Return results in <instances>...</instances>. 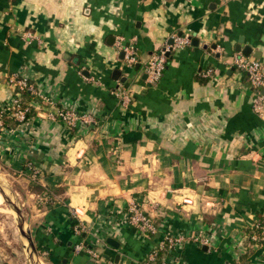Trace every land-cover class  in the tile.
<instances>
[{
    "label": "crops",
    "instance_id": "0c3cea01",
    "mask_svg": "<svg viewBox=\"0 0 264 264\" xmlns=\"http://www.w3.org/2000/svg\"><path fill=\"white\" fill-rule=\"evenodd\" d=\"M178 35L149 83L144 63ZM242 46L263 64L259 111L232 64ZM22 76L33 115L0 134V163L44 264H141L166 233L184 235L159 252L168 264H264V245L244 243L264 220V0H0V106ZM131 204L155 233L128 221Z\"/></svg>",
    "mask_w": 264,
    "mask_h": 264
},
{
    "label": "built area",
    "instance_id": "2783aa9c",
    "mask_svg": "<svg viewBox=\"0 0 264 264\" xmlns=\"http://www.w3.org/2000/svg\"><path fill=\"white\" fill-rule=\"evenodd\" d=\"M189 42V37L186 35L181 36L178 35L175 38H173V43L166 45L162 49H160L157 53L153 54L145 63L144 68L146 72V80L149 83H156L165 68L166 62H167V55L166 51L168 50V47L170 48V45H177L182 46L184 44H187ZM117 45L120 46L119 42H117ZM126 49V48H125ZM124 50V49H123ZM125 63L128 65L133 64L136 61V57L133 53V51H125ZM232 64L236 69H238L240 72H243L246 76V79L249 81L252 90H253V100H252V106L254 110L259 111L262 107V95L260 93V86L262 85L263 81V64L262 62L257 58H249L248 56L243 55L241 52H237L233 56ZM211 69L208 70L210 72ZM14 82L16 84V90L26 88L29 91L33 90V85L30 83L27 79V77L22 76L18 78H13ZM19 93V92H18ZM16 93L12 96L9 103L6 105L0 106V134L9 129L6 127L3 116L7 113L12 116H14L17 120L20 121V123H24L25 119V112L26 107L22 106L20 96ZM120 96L123 102H127L129 100L128 94L121 90ZM56 117L63 119L69 123H72L74 119L82 118L84 120H90L89 115H78L74 112H68V111H62L59 110L56 115ZM126 216L128 221L135 225V227L145 233H155L157 231V227L154 224V222L149 218V216L144 213L140 208L136 207L134 204H131L126 209ZM261 224L264 225V220H260ZM75 232L77 234H80L84 227L82 224H76L74 228ZM182 239H184V235H173L170 233L164 234V236L147 252L145 258L143 259L141 264H168L167 261L164 258L159 257V252L161 250L166 249H172L174 246H176L177 243H179ZM196 240L203 244L207 243L209 238L207 236H198L196 237ZM76 250L84 249L85 252L92 258V259H99L100 253L92 246V245H84L82 241L76 242L74 245ZM230 264H239L237 262H232Z\"/></svg>",
    "mask_w": 264,
    "mask_h": 264
},
{
    "label": "rangeland",
    "instance_id": "374dc122",
    "mask_svg": "<svg viewBox=\"0 0 264 264\" xmlns=\"http://www.w3.org/2000/svg\"><path fill=\"white\" fill-rule=\"evenodd\" d=\"M31 187L38 189L37 185ZM23 195L25 193L21 183L15 181L13 174L0 163V260L8 264H44V255L38 251L33 237L31 236L36 248L34 251L20 232V218L25 220L24 229L29 231L30 235L32 228L29 219L31 205L24 201ZM12 203L19 212L13 208ZM36 206L44 205L38 203Z\"/></svg>",
    "mask_w": 264,
    "mask_h": 264
},
{
    "label": "trees",
    "instance_id": "16d2710c",
    "mask_svg": "<svg viewBox=\"0 0 264 264\" xmlns=\"http://www.w3.org/2000/svg\"><path fill=\"white\" fill-rule=\"evenodd\" d=\"M17 91L20 94V100H21L22 106L26 107L24 121H27L28 118H30V116L33 115L32 107L27 103L26 98H25V97H28L31 91H29L26 88L17 89ZM3 120H4L6 127L8 128L15 127L17 124L20 123V121L17 120L14 116L7 114V113L3 116ZM263 231H264V225L261 224L260 221L255 222L252 226H250L247 229L246 236L244 238V243L247 245V248L250 243H254V242L264 245V238L261 236L263 234ZM254 234L256 236H254ZM247 250L249 252V248Z\"/></svg>",
    "mask_w": 264,
    "mask_h": 264
},
{
    "label": "water",
    "instance_id": "95a60500",
    "mask_svg": "<svg viewBox=\"0 0 264 264\" xmlns=\"http://www.w3.org/2000/svg\"><path fill=\"white\" fill-rule=\"evenodd\" d=\"M239 42H241V41H239ZM173 43V38H170L169 40H168V44H172ZM191 43H193V44H195V45H197L198 44V39H196V38H193V39H191ZM203 46H206V43H204L203 44ZM246 48H247V51H246ZM170 49H171V46H170V48L165 52L166 53V55H169V51H170ZM250 48L247 46H242V47H239L238 48V50H241L246 56L248 55V50H249ZM123 55H124V50H121L120 51V56L121 57H123ZM135 67H139V63H137L136 65H135ZM120 72H121V70L120 69H114L113 70V77L114 78H117L119 75H120ZM144 76H146V73L144 74ZM9 201H10V199H9ZM12 206H13V208L17 211V212H19L18 211V208L16 207V205L15 204H13L12 203ZM24 219H22V218H20V220H19V226H20V232H21V234L22 235H24V237L26 238V240L28 241V243H29V245H30V247L32 248V250L34 251V250H36V248H35V246H34V244H33V242H32V238H31V235H30V232L29 231H27V230H25L24 229ZM86 264H98L97 262H95V261H93V260H91V259H89L88 261H87V263Z\"/></svg>",
    "mask_w": 264,
    "mask_h": 264
},
{
    "label": "bare ground",
    "instance_id": "6f19581e",
    "mask_svg": "<svg viewBox=\"0 0 264 264\" xmlns=\"http://www.w3.org/2000/svg\"><path fill=\"white\" fill-rule=\"evenodd\" d=\"M8 191V190H7Z\"/></svg>",
    "mask_w": 264,
    "mask_h": 264
}]
</instances>
